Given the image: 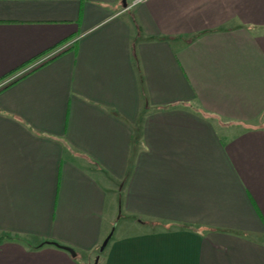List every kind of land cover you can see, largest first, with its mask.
Here are the masks:
<instances>
[{
  "label": "crops",
  "instance_id": "1",
  "mask_svg": "<svg viewBox=\"0 0 264 264\" xmlns=\"http://www.w3.org/2000/svg\"><path fill=\"white\" fill-rule=\"evenodd\" d=\"M134 1L0 0V264H264V0Z\"/></svg>",
  "mask_w": 264,
  "mask_h": 264
},
{
  "label": "built area",
  "instance_id": "2",
  "mask_svg": "<svg viewBox=\"0 0 264 264\" xmlns=\"http://www.w3.org/2000/svg\"><path fill=\"white\" fill-rule=\"evenodd\" d=\"M141 2H142V0H136V1H134L133 6H134V5H137V4L141 3ZM54 54H55V53H54ZM54 54L49 55V56L43 58L41 61L36 62L34 65H32L31 67L25 69L24 71H22L21 73H19V75H17L16 77L12 78L10 81L14 80L15 78H18L19 76H21V75H23L24 73H26V72L32 70V69L35 68V67L40 66L42 63H44V62L47 61L49 58H51ZM2 86H4V84H3V85H0V88H1Z\"/></svg>",
  "mask_w": 264,
  "mask_h": 264
},
{
  "label": "water",
  "instance_id": "3",
  "mask_svg": "<svg viewBox=\"0 0 264 264\" xmlns=\"http://www.w3.org/2000/svg\"><path fill=\"white\" fill-rule=\"evenodd\" d=\"M110 237H111V236H110ZM110 237H108V238L104 241V243H103V245H102V247H101V250H102V251L106 248V246H107V244H108V242H109V240H110ZM66 250L69 251L73 256H75L74 251H72V250H70V249H66Z\"/></svg>",
  "mask_w": 264,
  "mask_h": 264
}]
</instances>
